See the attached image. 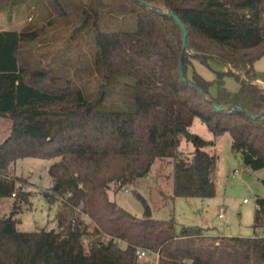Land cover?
Listing matches in <instances>:
<instances>
[{
    "label": "trees",
    "instance_id": "trees-1",
    "mask_svg": "<svg viewBox=\"0 0 264 264\" xmlns=\"http://www.w3.org/2000/svg\"><path fill=\"white\" fill-rule=\"evenodd\" d=\"M35 1L0 0V12H19ZM45 1L54 12L48 24L67 14L62 0ZM126 1L135 27L99 31L91 70L102 77L103 94L113 84L132 87L128 109L103 108V95L87 97L52 70L32 68L21 49L41 28L0 30V116L11 121L0 142V197H14L12 211L0 214V264H264V235H208L194 226L178 232L175 217H154L142 195L143 216L109 197L113 187L135 182L165 158L174 159L175 196L213 197L217 156L205 148L226 132L251 168H264V87L255 83V63L264 56V0H143L182 20L185 51L172 17ZM210 58L229 64L228 70L215 71L212 80L195 68L189 73L193 59L208 66ZM227 76L239 82L237 92L227 89ZM195 118L213 139L190 130ZM183 139L194 146L190 158L180 151ZM25 157H59L49 168L53 193L63 201L58 230L17 228L30 193L10 165ZM254 227L264 229V197L257 199ZM138 246L150 258L140 259Z\"/></svg>",
    "mask_w": 264,
    "mask_h": 264
},
{
    "label": "rangeland",
    "instance_id": "rangeland-1",
    "mask_svg": "<svg viewBox=\"0 0 264 264\" xmlns=\"http://www.w3.org/2000/svg\"><path fill=\"white\" fill-rule=\"evenodd\" d=\"M62 0L67 14L56 23L48 24L54 12L45 0L24 4L19 12H0V30H24L38 27L42 32L35 41L26 42L22 53L29 65L38 70H52L61 83L71 81L84 90L87 97L103 95L102 107L128 109L134 104L132 87L123 83L113 84L102 91L103 79L93 73L99 31L130 29L136 25L135 13H130L126 0ZM31 16V18H29ZM195 68L207 79L215 78V71H227L225 62L210 58L209 65L192 60L189 73ZM259 79L255 83L264 86V56L255 63ZM227 89L233 93L240 84L233 76L225 78ZM216 92V85L212 87ZM11 121L0 116V142L10 133ZM190 130L204 139H213V133L199 118H195ZM232 136L226 132L216 138L214 146L205 149L217 156V167L212 173L216 193L213 197H182L173 193L174 159H157L152 169L133 183H126L109 191L111 200L137 216H143L145 204L137 197L142 195L156 218L175 217L177 231L184 227H201L208 235L252 237L264 235L263 228H255L257 199L264 197V168L253 169L245 162L242 153L232 149ZM194 146L182 140L180 151L190 158ZM59 157H25L10 165L12 176L21 177L24 189L30 193L16 215L20 231L58 230L57 213L62 207V197L53 193L50 166ZM20 184V183H19ZM13 196L0 197V214L13 209ZM224 208V217L219 213ZM88 238H85V244ZM122 245H125L122 243ZM150 258V256H149Z\"/></svg>",
    "mask_w": 264,
    "mask_h": 264
},
{
    "label": "water",
    "instance_id": "water-1",
    "mask_svg": "<svg viewBox=\"0 0 264 264\" xmlns=\"http://www.w3.org/2000/svg\"><path fill=\"white\" fill-rule=\"evenodd\" d=\"M135 2L145 6L146 8H148L149 10L153 11V12H156L158 14H167L169 15L170 17H172L175 22L179 25L180 29H181V32H182V38H183V51L185 50H188V41H187V28L185 26V24L182 22V20L172 11V10H168L167 12H164L160 7L158 6H154L152 4H149L143 0H134ZM183 62H184V57L182 56L181 58V69H182V74H183ZM229 66V64H228ZM213 104L215 105L216 109L217 110H223L224 107L217 104L216 102L212 101ZM227 108H235L237 109L238 111H241V112H245V113H248V111L242 107H234L232 105L230 106H227ZM264 113V111H263ZM245 162L248 163V159H245ZM56 188V186H55Z\"/></svg>",
    "mask_w": 264,
    "mask_h": 264
},
{
    "label": "built area",
    "instance_id": "built-area-1",
    "mask_svg": "<svg viewBox=\"0 0 264 264\" xmlns=\"http://www.w3.org/2000/svg\"><path fill=\"white\" fill-rule=\"evenodd\" d=\"M224 208L221 209L219 216L224 217ZM135 254L140 258V259H146L150 256V251L147 248L144 247H136L135 249ZM159 254L156 253L155 257L158 258Z\"/></svg>",
    "mask_w": 264,
    "mask_h": 264
},
{
    "label": "crops",
    "instance_id": "crops-1",
    "mask_svg": "<svg viewBox=\"0 0 264 264\" xmlns=\"http://www.w3.org/2000/svg\"><path fill=\"white\" fill-rule=\"evenodd\" d=\"M264 87V86H263Z\"/></svg>",
    "mask_w": 264,
    "mask_h": 264
}]
</instances>
